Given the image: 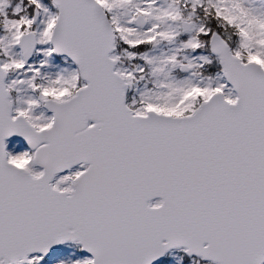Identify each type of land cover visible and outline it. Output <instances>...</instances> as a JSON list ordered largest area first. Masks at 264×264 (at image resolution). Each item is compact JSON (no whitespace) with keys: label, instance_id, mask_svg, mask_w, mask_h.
Wrapping results in <instances>:
<instances>
[{"label":"snow or ice","instance_id":"snow-or-ice-1","mask_svg":"<svg viewBox=\"0 0 264 264\" xmlns=\"http://www.w3.org/2000/svg\"><path fill=\"white\" fill-rule=\"evenodd\" d=\"M0 264H264V0H0Z\"/></svg>","mask_w":264,"mask_h":264},{"label":"rangeland","instance_id":"rangeland-1","mask_svg":"<svg viewBox=\"0 0 264 264\" xmlns=\"http://www.w3.org/2000/svg\"><path fill=\"white\" fill-rule=\"evenodd\" d=\"M62 258L67 259V258H68V257H67V254H65Z\"/></svg>","mask_w":264,"mask_h":264}]
</instances>
